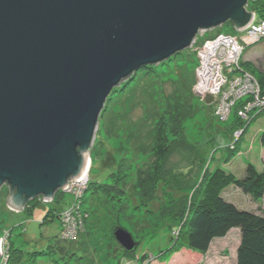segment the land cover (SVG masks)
<instances>
[{
	"label": "rangeland",
	"instance_id": "374dc122",
	"mask_svg": "<svg viewBox=\"0 0 264 264\" xmlns=\"http://www.w3.org/2000/svg\"><path fill=\"white\" fill-rule=\"evenodd\" d=\"M252 2L247 10L258 4ZM218 31L238 37L242 34L231 22L203 34L209 38ZM203 34L198 33L191 47L169 59L139 68L107 99L90 148L87 173L89 182L97 184L110 181L116 173L126 190V200L124 195L115 200L95 194L79 207L82 210L88 204L90 211L87 226L92 233L87 248L77 241L73 256L62 251L69 243L59 241L61 220L55 216L56 208L77 204L74 192L61 191L59 202L38 197L29 202L33 206L30 212L15 211L5 204L9 190L3 185L0 264L14 263L10 261L13 245L23 251L19 264H92V255L93 264H142L150 259L149 264H235L238 228L214 238L206 253L188 248L180 239L177 252L163 255L178 236V221L185 218L198 197L197 185L205 169L221 167L241 177L247 163L257 170L264 168V146L259 141L264 109L246 123L250 117L244 109L249 103L247 94L230 92L222 98V91L200 83L195 74L196 48L204 42ZM247 48L238 66L252 71V65L241 64L249 63L242 58ZM223 194L238 208L264 216V195L254 200L232 185ZM142 196L157 198L140 205ZM117 226L130 232L137 242L129 255L115 256L117 249L111 245H117L112 237Z\"/></svg>",
	"mask_w": 264,
	"mask_h": 264
},
{
	"label": "water",
	"instance_id": "95a60500",
	"mask_svg": "<svg viewBox=\"0 0 264 264\" xmlns=\"http://www.w3.org/2000/svg\"><path fill=\"white\" fill-rule=\"evenodd\" d=\"M252 0H0V188L9 208L53 199L88 166L110 94L200 30L247 27ZM243 54L264 71L261 52ZM126 251L137 242L121 226Z\"/></svg>",
	"mask_w": 264,
	"mask_h": 264
},
{
	"label": "trees",
	"instance_id": "16d2710c",
	"mask_svg": "<svg viewBox=\"0 0 264 264\" xmlns=\"http://www.w3.org/2000/svg\"><path fill=\"white\" fill-rule=\"evenodd\" d=\"M252 1H257L258 4L250 8V10L255 12L258 19L264 20V0ZM252 1H250V3H253ZM241 64L242 67L243 64L245 66L250 65L245 64L242 61ZM249 72L256 78L261 93H264V71H258L256 68L252 67V71ZM263 109L264 108L258 111L254 117H256ZM245 122L247 123L249 121L247 120ZM259 141L264 146V128L260 134ZM229 149L231 150V148ZM234 149L235 148H232V150ZM115 174L116 173L112 175L110 181L101 184L89 182L88 179L84 192L76 200V202L79 203L78 208L75 212H71L70 216L71 222H74L73 226L76 230V235L73 240L62 238L61 233L64 227H60V225L62 226V223L59 221V241L64 240L69 243L68 249L67 247H64L62 249L63 252L70 253L72 247L77 245V241L80 242L81 247H84V249L88 246L89 237L92 233L87 226V219L90 211L89 207H87L88 204H86V207L82 210L79 209V207L83 203H87L89 197H92L95 194H102L104 197L108 198L109 195L112 199L120 200L124 195L126 200V190L122 188L123 184H119V178ZM230 185L235 189H239L244 194L249 195L251 199L259 200L264 195V168L262 170H257L253 164L247 163L241 177H238L221 167H216L212 171L209 170V168L205 169L201 174L197 185L198 197L196 201L190 206L185 218L183 217L178 221L180 213L177 214L178 216H175L176 221H178L177 225L179 226L178 236H175L174 244L169 251L165 252L163 255L169 254L171 256L174 252H177L179 248H181V245L179 244L180 239H183V244L188 248L198 251L199 253H206L214 238L224 237L232 228H238L240 235L239 244L236 249L235 264H264V216L253 211L240 209L234 203L228 201L223 193ZM60 193L61 190H58L54 194L53 201L56 198L57 200L55 202H59ZM154 197L157 198V196ZM154 197H139L140 205ZM105 199L106 198H104L103 201H105ZM29 202L25 204L24 210L30 212L33 206ZM69 207L70 205H63L56 208L58 214L55 216L61 220L63 212L69 209ZM52 209L53 208H51L50 212ZM116 244L117 245H111L114 251L117 249V254H115V256L120 257L121 253L122 256L129 255L135 250L126 251L117 243V241ZM108 247L110 248V245ZM10 251V261L12 263L14 262L13 264H19L20 259H22L21 256H23V251L14 245L11 246ZM71 254L75 256V252H71L70 255ZM150 260L146 262L144 261L142 264H149ZM93 262L94 257L92 255L91 263L93 264Z\"/></svg>",
	"mask_w": 264,
	"mask_h": 264
},
{
	"label": "built area",
	"instance_id": "2783aa9c",
	"mask_svg": "<svg viewBox=\"0 0 264 264\" xmlns=\"http://www.w3.org/2000/svg\"><path fill=\"white\" fill-rule=\"evenodd\" d=\"M203 31L205 30H200L199 33L203 34ZM240 31H242L240 37L218 31L209 38H206L204 33V42L196 48L198 63L195 74L197 79L199 77L202 85H206L217 91H222V98L230 92H236L240 95L247 94L246 98L249 103L244 106V109L250 116L247 120H250L258 111L264 108V93H261L260 86L254 75L243 68H239L238 65L240 64L239 59L241 53L246 46L264 41V20L254 16L251 23ZM237 69H241V72H235ZM218 107L220 109L222 106ZM88 170L89 164L84 173L77 179H69L66 186L61 191L68 190L74 192L77 196H75L77 200L86 188L89 179ZM80 185L81 188L76 187ZM76 200H74V202H76ZM76 203L77 204L70 205L69 209L63 212L61 216L62 227H64L61 233L62 238L71 239L76 235V230L73 226L74 222H71L70 217L71 212H75L78 208L79 203ZM1 241L0 238V246ZM0 257H2L1 250Z\"/></svg>",
	"mask_w": 264,
	"mask_h": 264
},
{
	"label": "flooded vegetation",
	"instance_id": "af4514ba",
	"mask_svg": "<svg viewBox=\"0 0 264 264\" xmlns=\"http://www.w3.org/2000/svg\"><path fill=\"white\" fill-rule=\"evenodd\" d=\"M263 45H264V41H259V42L254 43L253 45L248 46V48H247V50H248L247 54H251L255 50L258 51V52H261L262 49H263ZM249 63H250V65H252V67H254V64L252 62H249Z\"/></svg>",
	"mask_w": 264,
	"mask_h": 264
},
{
	"label": "bare ground",
	"instance_id": "6f19581e",
	"mask_svg": "<svg viewBox=\"0 0 264 264\" xmlns=\"http://www.w3.org/2000/svg\"><path fill=\"white\" fill-rule=\"evenodd\" d=\"M253 45V44H252ZM86 169V168H85Z\"/></svg>",
	"mask_w": 264,
	"mask_h": 264
}]
</instances>
